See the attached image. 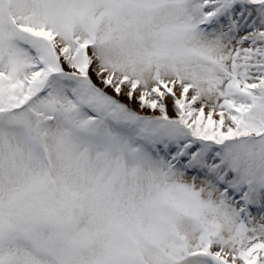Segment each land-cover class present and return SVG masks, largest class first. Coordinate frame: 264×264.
Masks as SVG:
<instances>
[{
  "label": "snow or ice",
  "instance_id": "obj_1",
  "mask_svg": "<svg viewBox=\"0 0 264 264\" xmlns=\"http://www.w3.org/2000/svg\"><path fill=\"white\" fill-rule=\"evenodd\" d=\"M0 264H264V0H0Z\"/></svg>",
  "mask_w": 264,
  "mask_h": 264
}]
</instances>
